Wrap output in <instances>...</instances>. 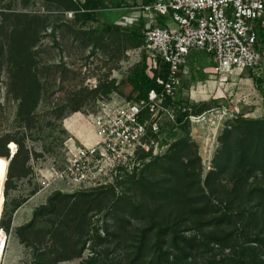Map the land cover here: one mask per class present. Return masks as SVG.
<instances>
[{
  "label": "rangeland",
  "instance_id": "obj_1",
  "mask_svg": "<svg viewBox=\"0 0 264 264\" xmlns=\"http://www.w3.org/2000/svg\"><path fill=\"white\" fill-rule=\"evenodd\" d=\"M84 3L0 0V157L20 152L3 167L5 193L0 175L10 235L1 264H264V174L238 168L241 142L264 138L251 78L264 71L221 75L213 56L193 52L183 91L203 123L151 147L115 190L56 180L66 143L90 136L99 101L143 94L128 80L145 57L142 14L130 7L144 0H108L90 21Z\"/></svg>",
  "mask_w": 264,
  "mask_h": 264
},
{
  "label": "built area",
  "instance_id": "obj_2",
  "mask_svg": "<svg viewBox=\"0 0 264 264\" xmlns=\"http://www.w3.org/2000/svg\"><path fill=\"white\" fill-rule=\"evenodd\" d=\"M141 12L144 29L140 51L157 88L140 100L114 97L98 102L90 117V136L66 143L67 157L56 180L81 191L99 189L141 166V153L167 140L179 121L193 122L183 91V73L193 52L213 56L221 75L264 66L260 44L264 30V0H153L130 7ZM169 20L177 27L170 28ZM162 66L166 77L156 76ZM0 251L10 235L2 228Z\"/></svg>",
  "mask_w": 264,
  "mask_h": 264
},
{
  "label": "trees",
  "instance_id": "obj_3",
  "mask_svg": "<svg viewBox=\"0 0 264 264\" xmlns=\"http://www.w3.org/2000/svg\"><path fill=\"white\" fill-rule=\"evenodd\" d=\"M152 2H153V0H144L145 4H150ZM111 6H114V5H111ZM107 7L110 8V5H108V0H85V3L81 6V8H83V10L85 11V17H86L87 21L93 20L94 17L96 16L97 12L106 10ZM111 8H114V7H111ZM144 27H145V25L143 22L142 28L144 29ZM140 36L142 37V40H143L142 33H140ZM261 37H262V42L264 44V30L261 31ZM263 48H264V46H263ZM250 71H253V70H250ZM262 71H264V66L262 67V69L255 70V72H262ZM166 72H167V68L165 66H162L161 69L156 72V76L160 75V76L165 78ZM251 78L254 81L255 85L257 86V90L260 92V94L264 98V78H262V79H258L256 77H251ZM128 83L133 88L140 90L143 93L139 98H136L135 100H140V99L146 97L152 89L157 88V84H156L155 80L151 79L148 75L146 56L143 59L142 68L134 77H132L128 80ZM183 89H184V87H183ZM186 104L192 107V114L193 115H199L197 113L198 107L195 104L190 103L189 98L186 100ZM198 104H200V103H198ZM204 121H205V119L200 118L199 120L193 121V123L199 124V123H203ZM189 122H190L189 120L184 121V117L182 119H180V121H179L180 125L177 127V129L175 131L174 130L171 131V133L167 137V140L163 141V144H168V143H170V141H173V139L177 135L178 131L180 129H182ZM245 140H247V139H245ZM251 141L252 140L250 139V141L248 142V145H247V142H244V141L241 142L242 150H241V153L238 157V168H242V169L250 168L251 172L259 171V172H262L264 174V138L259 137V140L257 142L255 140H253L252 142ZM257 143L262 145L263 147H261V148L257 147L255 152H254L253 149L256 147ZM12 144H15V143H11L10 145H12ZM13 153L14 154L12 156L10 154L6 155L7 158L0 157V165L2 166V167H0V175L3 179V192L4 193H5L8 177H7V170L3 167L9 166V171H10L11 164H13L18 159L19 154H20L19 151L16 152L15 147H13ZM150 156H151V153L143 151L141 153V157H140L141 162H142L141 166L136 168L133 172L125 174L121 179L116 181L115 185H111L109 187H106V189L109 188V189L115 190L114 188L121 185L123 182L128 181L130 179L131 180L134 179L135 175L137 173H139L140 169H142L144 167L145 162L150 158ZM9 173H8V176H9ZM6 177H7V180H6ZM104 188H99V189H104ZM93 190H97V189H93ZM93 190H91V191H93ZM82 193H84V192H82ZM214 208L216 209L217 207H214ZM226 216L227 215H222V217L218 218L217 220L223 221L226 218ZM22 230H24V229H22ZM36 264H45V263L38 262Z\"/></svg>",
  "mask_w": 264,
  "mask_h": 264
},
{
  "label": "bare ground",
  "instance_id": "obj_4",
  "mask_svg": "<svg viewBox=\"0 0 264 264\" xmlns=\"http://www.w3.org/2000/svg\"><path fill=\"white\" fill-rule=\"evenodd\" d=\"M199 119V118H198ZM198 119H195L194 121L198 120ZM1 197H2V181H1V177H0V202H1ZM2 231V230H1ZM2 235V234H1ZM0 235V236H1ZM5 254V253H4ZM4 254L1 253L0 251V257H2L1 261H0V264L2 263L3 261V258H4Z\"/></svg>",
  "mask_w": 264,
  "mask_h": 264
}]
</instances>
